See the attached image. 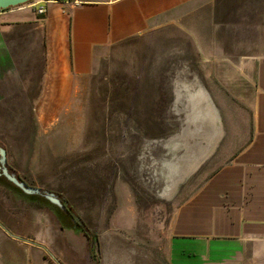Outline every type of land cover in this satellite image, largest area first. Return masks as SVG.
I'll return each mask as SVG.
<instances>
[{"label": "rangeland", "instance_id": "rangeland-1", "mask_svg": "<svg viewBox=\"0 0 264 264\" xmlns=\"http://www.w3.org/2000/svg\"><path fill=\"white\" fill-rule=\"evenodd\" d=\"M261 23L264 0H197L114 45L90 76L71 82L44 76L36 24L9 30L0 146L11 172L63 200L78 221L0 182V227L31 244L45 264H171L175 227L185 226L177 211L226 161L234 133L249 129L245 107L221 82L222 64L257 45ZM184 90L209 94L226 133L195 174L196 153L206 152L211 132L196 134L205 125L193 119Z\"/></svg>", "mask_w": 264, "mask_h": 264}, {"label": "crops", "instance_id": "crops-1", "mask_svg": "<svg viewBox=\"0 0 264 264\" xmlns=\"http://www.w3.org/2000/svg\"><path fill=\"white\" fill-rule=\"evenodd\" d=\"M196 2L76 0L51 4L42 17L28 5L3 10L0 67L8 60L5 34L18 25L33 23L44 36V76L65 82L87 77L114 45L147 34L165 20L195 7ZM256 26L263 27L257 45L250 46L238 62L224 59L222 64L221 82L245 107L249 129L234 133V150L224 152L226 161L194 186L190 200L177 211L176 220L183 219L185 226L175 227L179 238L172 244L171 264H264V23ZM213 113L211 121L205 116V127L198 126L196 134L211 132V143L206 152L196 153L202 162L194 163V174L217 154L226 137ZM41 255L26 240L0 227V264H45Z\"/></svg>", "mask_w": 264, "mask_h": 264}, {"label": "water", "instance_id": "water-1", "mask_svg": "<svg viewBox=\"0 0 264 264\" xmlns=\"http://www.w3.org/2000/svg\"><path fill=\"white\" fill-rule=\"evenodd\" d=\"M32 1L34 0H0V11L26 6ZM183 96H187L189 110L190 112L192 111L195 113V115H193V118L196 116L195 119L199 117L198 115H200V119L205 116L209 117L211 110L214 109L209 94L200 93V91L198 93H191L188 90H184ZM216 116L219 118L217 110ZM7 156L6 150L0 146V177L5 178L6 181L16 186L22 193L26 195L41 196L47 199L52 205L56 206L62 211H65L66 206L57 196L43 192L40 189L30 187L26 183L19 180L18 177L13 172H11L7 163Z\"/></svg>", "mask_w": 264, "mask_h": 264}, {"label": "trees", "instance_id": "trees-1", "mask_svg": "<svg viewBox=\"0 0 264 264\" xmlns=\"http://www.w3.org/2000/svg\"><path fill=\"white\" fill-rule=\"evenodd\" d=\"M17 177H18V176H17ZM18 179H19V178H18ZM19 180H20V179H19ZM0 182H1L2 184H4V185L8 186V187L13 188V189L16 190L17 193H19V194H22V195H24V196H29L30 198H33V200L36 199V200H38V201H43L44 204L48 205V207H50V209L53 210V211H55L58 215L63 216V217H66V219L70 220V222L72 221L73 224H76V223H77V221H78V220H77V217H75V215L71 213L70 209L67 208L66 203H65L63 200H61L60 198H59V199H60V200L62 201V203L66 206V207H65V211L60 210V209L57 208L56 206L52 205L47 199H45V198H43V197H41V196L26 195V194L22 193V192H21L16 186H14L13 184H11V183H9L8 181H6L5 178H3V177H0ZM75 229L82 230V233H83L86 237H88L89 241L94 240L95 237L93 238V236L88 232V230H86V229L83 228L82 226L77 227V228H75ZM90 251H91V246H90ZM92 256H94V254H92Z\"/></svg>", "mask_w": 264, "mask_h": 264}, {"label": "built area", "instance_id": "built-area-1", "mask_svg": "<svg viewBox=\"0 0 264 264\" xmlns=\"http://www.w3.org/2000/svg\"><path fill=\"white\" fill-rule=\"evenodd\" d=\"M75 1L76 0H34L28 4V6L38 17H42L46 14V10H48V6L51 4H72L75 3Z\"/></svg>", "mask_w": 264, "mask_h": 264}, {"label": "bare ground", "instance_id": "bare-ground-1", "mask_svg": "<svg viewBox=\"0 0 264 264\" xmlns=\"http://www.w3.org/2000/svg\"><path fill=\"white\" fill-rule=\"evenodd\" d=\"M199 117V120H200V115H198ZM196 118V116L193 118L194 120H198V118L197 119H195ZM212 119V118H211ZM201 121H202V123H203V121H204V117L201 119ZM196 157H197V155H196ZM197 158H199V157H197ZM169 167V166H168ZM172 169V171L175 169L176 170V168H171ZM170 173V172H169ZM173 186V185H172ZM164 194V193H163ZM164 195H167L166 193L164 194Z\"/></svg>", "mask_w": 264, "mask_h": 264}, {"label": "flooded vegetation", "instance_id": "flooded-vegetation-1", "mask_svg": "<svg viewBox=\"0 0 264 264\" xmlns=\"http://www.w3.org/2000/svg\"><path fill=\"white\" fill-rule=\"evenodd\" d=\"M11 170V169H10Z\"/></svg>", "mask_w": 264, "mask_h": 264}]
</instances>
